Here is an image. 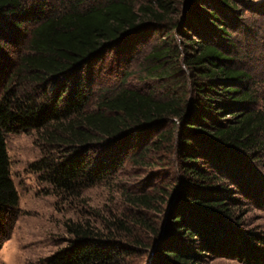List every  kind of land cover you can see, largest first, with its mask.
Returning <instances> with one entry per match:
<instances>
[{"label": "trees", "instance_id": "16d2710c", "mask_svg": "<svg viewBox=\"0 0 264 264\" xmlns=\"http://www.w3.org/2000/svg\"><path fill=\"white\" fill-rule=\"evenodd\" d=\"M82 2L49 13L39 4L26 50L6 65L4 80L0 75V249L19 212L8 134L35 133L43 152L31 170L71 201L129 163H140L149 147L136 140L137 132L161 129L160 139L169 136L180 159V186L124 190V212L97 213L101 222L68 220L67 245L44 264H203L211 252L264 264V238L233 226L239 200L231 189L242 196L257 189L246 158L264 161V107L237 41L228 26H220L221 14L210 9L205 22L218 31L222 45L192 39V52L184 57L172 45L155 46L146 56L147 79L182 73L183 82L164 97L124 83L99 94L88 71L93 60L146 21L170 20L173 5L106 0L79 7ZM220 3L238 8L234 0ZM25 10L23 0H0V19ZM175 57H183L186 70L173 63Z\"/></svg>", "mask_w": 264, "mask_h": 264}, {"label": "rangeland", "instance_id": "374dc122", "mask_svg": "<svg viewBox=\"0 0 264 264\" xmlns=\"http://www.w3.org/2000/svg\"><path fill=\"white\" fill-rule=\"evenodd\" d=\"M106 0H23L26 10L21 14L0 19V75L2 80L8 63H14L26 49L29 30L36 23V12L40 4L45 13L51 10L69 8L70 4L82 2L79 7ZM138 7L151 0H132ZM237 10L223 6L220 0H172L170 20L165 23L146 21L138 31L119 43L106 47L88 68L92 86L99 94L110 93L123 83L143 92H154L164 97L172 87L183 82L182 73L174 79H147L144 67L146 56L155 46L172 45L183 57L192 48L188 41L195 39L222 45L218 31L205 22L207 11L216 9L220 15V26L229 27L237 41L238 54L252 71L259 89V106L264 107V0H234ZM203 5L204 10L198 8ZM40 11V9H39ZM209 19V18H208ZM17 22L18 24H16ZM259 26V29H258ZM177 27V28H176ZM258 29V30H257ZM183 57H175L173 63L183 67ZM180 62V63H179ZM171 63V64H173ZM3 76V77H2ZM180 81V82H179ZM184 89V88H180ZM50 88L49 91H52ZM189 95L192 96L190 93ZM194 95V94H193ZM176 119L169 122L172 129ZM161 129L138 131L144 147H149L140 163H129L116 177L83 191L82 195L68 201L58 197L52 187L44 182L30 164L42 155V148L36 143L33 132L10 133L7 136V150L11 161V175L19 193V212L11 223L10 236L0 249V264H44L58 249L67 245L70 235L66 232L68 220L98 219L124 212L123 191L146 189L166 185L180 186L184 173L179 170L180 159L172 151L169 136L160 139ZM156 147V148H155ZM254 191L240 194L232 185V196L239 202L235 205L236 218L233 226L264 238V161L246 158ZM259 189V190H258ZM251 191V192H249ZM153 251L147 256L151 260ZM211 252L203 264H245L236 258Z\"/></svg>", "mask_w": 264, "mask_h": 264}]
</instances>
